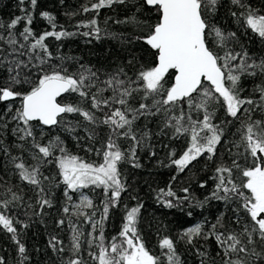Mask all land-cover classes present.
Returning a JSON list of instances; mask_svg holds the SVG:
<instances>
[{"label":"snow or ice","instance_id":"obj_1","mask_svg":"<svg viewBox=\"0 0 264 264\" xmlns=\"http://www.w3.org/2000/svg\"><path fill=\"white\" fill-rule=\"evenodd\" d=\"M26 2L31 9L37 6V0H18L21 6ZM125 3L126 0H96L83 6L82 10L99 14L103 8ZM218 3L219 0H142L143 7L157 13V22L148 24L135 15L115 21L133 25L140 32L127 38L116 33L104 35L122 42L141 41L155 53L154 66L142 67L134 77L123 68L102 76L98 70L83 64L75 72H70L64 63L50 64L53 54L45 41L49 37L59 41L76 33L56 31L55 18L49 12H42L41 16L53 30L38 36L31 28L33 16L29 8L21 7L22 15L7 23L0 22V66L8 72L7 81L0 85V103L7 105L6 110L0 113V132L10 131L15 137V147L21 150V155L11 156V163L19 179L37 190V203L41 209L52 206L42 187L43 181L49 179L42 171L48 164H54L58 169L67 201L73 200L72 194H80L78 203L63 208L69 216L67 222L72 231L67 248L70 255L64 264H86L82 258L84 244H87L88 256L95 264H181L171 238L164 237L160 241L163 260L145 247L137 229L141 206L126 211L117 236L111 240H106L105 236V221L110 209L118 205L121 194L126 191L119 166L126 160H136L137 148L148 135L145 132L138 136L133 125L143 116L157 114L164 116V128L172 130L173 138H187V146L178 158H171L176 156L175 151L170 153L171 164L178 173L206 157L207 161L215 164L214 190L206 199L236 203L234 223L239 231H219L224 227L221 214L217 223L211 225L210 232L205 233L203 224L197 223L184 230L181 239L192 244L198 237L204 240L214 237L222 250L223 264H264V118H253L257 109L264 112V85H257L255 89L259 93L257 101L251 96L241 95L243 88L240 83L243 76L264 75V61L257 64L242 47L240 51L229 47V43L235 41L236 33L226 34L208 19L216 11ZM232 3L243 9L239 14L233 11L232 16L238 22L243 18L244 25L264 40V14H258L244 0H232ZM21 23L24 27L17 32ZM77 27L90 29L82 33L85 37L101 38L96 18ZM209 38L223 49V55L213 49ZM57 58L62 61L74 59ZM33 69L36 70L35 79L31 78ZM170 72L174 76L170 86L166 87ZM23 85L30 87L22 91ZM64 94H76L79 100L61 103L58 98ZM137 95L140 102L138 107H133L131 101ZM17 99L19 107H14ZM149 100L151 103L147 102ZM216 104L224 108L227 117L240 122L237 129L239 140L227 149L230 163L219 155L218 146L225 130L214 123ZM66 114L78 115L82 121L65 123ZM242 116L246 118L241 119ZM10 124L14 127L9 128ZM61 125L69 133H76L77 128L82 127L89 141H95L98 127H107V140L102 147L95 149L100 162H89L72 154L59 135L42 142L45 140L44 128ZM37 127L40 128L39 134ZM74 138L82 139L78 135ZM120 139H130L133 143L125 151L118 143ZM26 144L30 145L29 149L25 148ZM86 150L93 151L92 148ZM0 151L10 155L6 147H0ZM24 152L28 153L30 161ZM133 166L139 165L134 163ZM97 188L102 189L105 197L101 201L102 208H98L83 191ZM182 191L187 194L189 189ZM8 192L11 200H0V227L11 234L17 245L18 264H25L28 259L26 247L18 238L13 217L7 214L10 204L22 198L11 189ZM161 194L176 197L171 187L166 192L162 189ZM176 199L183 202L188 200V196ZM164 204L168 208L174 207L172 200H165ZM241 210L247 217L243 222L239 216ZM71 217L83 218L91 231L85 236ZM64 224V219L58 221V225ZM22 227L26 228L27 224H22ZM49 244L54 251H66L63 241L56 236L50 238ZM0 264H6L3 257H0Z\"/></svg>","mask_w":264,"mask_h":264},{"label":"trees","instance_id":"obj_2","mask_svg":"<svg viewBox=\"0 0 264 264\" xmlns=\"http://www.w3.org/2000/svg\"><path fill=\"white\" fill-rule=\"evenodd\" d=\"M94 2L96 0H37L35 9H31L27 2L21 6L18 0H0V22L7 23L13 17L22 15L21 7L29 8L33 16L31 28L38 36L45 31L53 30L49 22L41 16L42 12H49L55 18L56 31L66 30L76 33L74 36L62 38L59 41L54 37H49L45 41L53 54L50 64L64 63L70 72H75L83 64L90 66L93 70H98L102 76L114 72L118 68H123L129 76L134 77L142 67L154 66L155 53L143 42L134 39L131 43L126 40L122 42L120 39L110 38L104 33L122 34L125 38L133 37L140 32V29L130 24H118L115 21L135 15L140 20L153 24L157 22V13L143 7L142 0H126L124 5L116 4L111 8L101 9L99 14L83 12V6ZM244 3L258 14H264V0H244ZM233 11L239 14L243 9L234 5L232 0H219L216 11L208 19L212 25L219 27L226 34L235 32L236 39L229 43V47L236 51H240L242 47L252 60L259 64L264 61V40L244 25L243 18L238 22L237 18L232 16ZM93 18L97 19L101 29L99 40L82 35L83 32L90 31L89 28L77 27L78 24L87 23ZM23 27L24 24L21 23L16 31L19 32ZM209 39L213 49L223 55V49L218 48L211 42V38ZM57 57H72L74 59L62 61ZM21 59H26V57H21ZM173 76L174 73L170 72L166 87L172 83ZM7 78V69L0 66V85H4ZM31 78H36L35 69H33ZM240 83L243 88L242 96H251L259 101V93L255 89L257 85H264V75L258 73L256 76H243ZM29 87V85H23L20 90H28ZM78 100L79 97L76 94H67L60 102L71 103ZM139 102V95L131 101L133 107H138ZM147 102L151 103L150 100ZM19 104L20 101L17 99L13 106L19 107ZM6 106L5 103H0V113L6 110ZM214 107L216 114L214 123L220 124L225 130L222 143L218 146L219 155L230 163L227 149L239 140L237 129L240 127V122L227 117L220 104H216ZM245 118L241 117V119ZM253 118H264V112L257 109L253 112ZM226 120L231 122L221 123ZM69 121L72 123L82 121V117L66 114L65 123ZM163 122L164 116L157 114L143 116L133 125L138 136L145 132L148 135L137 148L136 160L134 162L126 160L119 166L126 191L121 194L118 205L110 209L109 217L105 221L106 240H111L113 236L118 235L127 210L141 206L138 213L137 229L145 247L152 254L164 259L159 244L164 237H168L175 242L181 264H202V261L203 264H223L222 250L218 247L214 237H209L208 240L198 237L192 244H188L186 239H181V236L184 230L197 223L203 224L205 233L210 232L211 225L217 223V217L221 214H223L224 227L219 228V231L233 229L239 231L238 225L234 223L236 214L233 209L236 208V203L206 199V197H210L215 186L213 180L215 164L212 161H207L206 157H201L198 162H193L184 172L178 173L176 167L171 164V158H178L182 154L187 146V138L183 136L178 139L173 138L172 130L164 128ZM11 127H14V124H10L9 128ZM43 131L45 140L42 142L59 135L69 152L79 155L89 162H100V157L96 155L95 149L102 147L109 135L107 127L96 129L95 141L86 139L82 127L77 128L76 133L65 131L63 125L52 129L44 128ZM39 132L40 128L37 127V134ZM76 135L82 139L78 141L74 138ZM37 138L39 139V135ZM0 141H2L0 147H6L10 152V155H6L0 151V200H11V193L8 192V189L22 198L10 204V211L7 214L13 217L18 230V238L26 247L28 259L25 264H64L70 255L67 248L72 231L67 222L69 216L63 212V208L70 206L71 202L67 201L63 194L65 186L59 177L58 169L54 164H48L42 170L44 176L49 177L43 181L42 187L45 189L47 198L51 200L52 206L41 209L37 203L39 198L37 190L34 186L19 179L17 170L11 163V156L21 155V150L15 147V137L10 131L0 132ZM118 143L121 149L126 151L133 142L130 139H120ZM25 148L29 149L30 145L26 144ZM88 148H92L93 151H87ZM232 150L236 151L234 148ZM173 151L176 156L170 158V153ZM23 155L30 161L27 152H24ZM241 162L243 163V161ZM134 163L139 166L134 167ZM174 176L175 179H173ZM202 183L205 184L204 187L200 186ZM169 187L176 193V197L187 195L188 200L181 202L176 197L163 196L161 190L166 192ZM184 188L189 189L187 194L182 191ZM84 192L93 199L98 208H102L101 201L105 199L102 189H85ZM72 195L75 196V193ZM165 200H172L174 207H166ZM99 215L98 211L97 219ZM239 216L242 222L247 219L243 210L240 211ZM61 219L65 220V224L62 226L58 225V221ZM71 219L75 224H80L86 236L90 231V225L84 223L83 218L71 217ZM17 221L19 223H16ZM22 224H27V227H22ZM53 236L63 241L62 246L65 247V252L61 253L52 249L49 240ZM257 250L259 251V248ZM200 253H204V255H200ZM218 253L220 254L218 255ZM0 257L4 258L6 264H18L20 259L17 245L11 239V234L2 227H0ZM82 258L86 264H95L88 256L86 244H84Z\"/></svg>","mask_w":264,"mask_h":264},{"label":"rangeland","instance_id":"obj_3","mask_svg":"<svg viewBox=\"0 0 264 264\" xmlns=\"http://www.w3.org/2000/svg\"><path fill=\"white\" fill-rule=\"evenodd\" d=\"M84 191V190H83ZM85 193V192H84ZM86 194V193H85ZM79 199H80V194L79 193H75V196L73 195V200L71 201V204L69 207H71L72 204H75V203H78L79 202ZM81 231L84 232L83 228L80 226V224H76ZM90 231H91V227H90ZM87 245V244H86ZM87 251H88V248H87Z\"/></svg>","mask_w":264,"mask_h":264},{"label":"water","instance_id":"obj_4","mask_svg":"<svg viewBox=\"0 0 264 264\" xmlns=\"http://www.w3.org/2000/svg\"><path fill=\"white\" fill-rule=\"evenodd\" d=\"M66 95H67V94H64L62 97H59V98H58L59 102H60V101L62 100V98H64ZM52 128H54V127H52ZM52 128H47V129H52Z\"/></svg>","mask_w":264,"mask_h":264}]
</instances>
